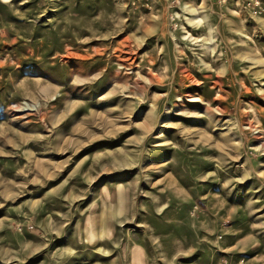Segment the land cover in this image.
<instances>
[{
  "label": "rangeland",
  "instance_id": "rangeland-1",
  "mask_svg": "<svg viewBox=\"0 0 264 264\" xmlns=\"http://www.w3.org/2000/svg\"><path fill=\"white\" fill-rule=\"evenodd\" d=\"M0 264H264V0H0Z\"/></svg>",
  "mask_w": 264,
  "mask_h": 264
}]
</instances>
